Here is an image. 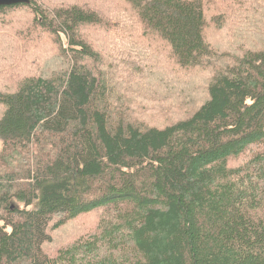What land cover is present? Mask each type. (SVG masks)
<instances>
[{
    "label": "trees",
    "instance_id": "16d2710c",
    "mask_svg": "<svg viewBox=\"0 0 264 264\" xmlns=\"http://www.w3.org/2000/svg\"><path fill=\"white\" fill-rule=\"evenodd\" d=\"M124 1L117 19L77 3L0 6L29 8L71 51L67 68L0 92V264H264V1H239L231 55L207 42L220 25L209 0ZM113 20L157 34L180 68L215 66L185 117L142 124L85 65L99 52L81 26ZM96 210L92 234L49 254L50 230Z\"/></svg>",
    "mask_w": 264,
    "mask_h": 264
},
{
    "label": "rangeland",
    "instance_id": "374dc122",
    "mask_svg": "<svg viewBox=\"0 0 264 264\" xmlns=\"http://www.w3.org/2000/svg\"><path fill=\"white\" fill-rule=\"evenodd\" d=\"M39 1L50 7L86 4L107 19H117L118 13L131 12L124 0ZM239 1L233 0L230 4V0H209L207 5L206 16L215 13L220 17L219 27L215 22L208 23L211 26L205 30L207 42L217 51L228 52L227 55H231L228 28L232 23L242 26L237 18ZM107 25L110 28L81 26L84 40L99 52H96L98 58H88L85 65L94 75L111 81L114 94L135 119L150 126H164L185 117L190 107H196L204 99V86L214 73V65L209 67L206 62L200 66L180 68L172 58L169 46L157 34L135 24L129 28L130 22L125 21L113 20ZM120 32L122 40H116ZM58 41L66 46L67 55L60 49ZM70 53L66 38L61 35L60 40H56L38 28L29 8L0 12V92L15 91L18 81L24 77L50 76L62 67L67 68ZM209 62L214 64V58ZM151 67L163 73L155 76L149 71ZM3 110L0 104V116ZM104 214L103 210H96L50 230L53 241L46 245V250L52 255L74 239L89 236Z\"/></svg>",
    "mask_w": 264,
    "mask_h": 264
},
{
    "label": "water",
    "instance_id": "95a60500",
    "mask_svg": "<svg viewBox=\"0 0 264 264\" xmlns=\"http://www.w3.org/2000/svg\"><path fill=\"white\" fill-rule=\"evenodd\" d=\"M16 4H29V0H0V6H10Z\"/></svg>",
    "mask_w": 264,
    "mask_h": 264
}]
</instances>
